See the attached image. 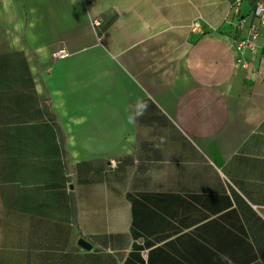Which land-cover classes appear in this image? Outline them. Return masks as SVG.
<instances>
[{"label": "crops", "instance_id": "0c3cea01", "mask_svg": "<svg viewBox=\"0 0 264 264\" xmlns=\"http://www.w3.org/2000/svg\"><path fill=\"white\" fill-rule=\"evenodd\" d=\"M232 2L0 0V264H264V27L239 66Z\"/></svg>", "mask_w": 264, "mask_h": 264}, {"label": "built area", "instance_id": "2783aa9c", "mask_svg": "<svg viewBox=\"0 0 264 264\" xmlns=\"http://www.w3.org/2000/svg\"><path fill=\"white\" fill-rule=\"evenodd\" d=\"M252 4L253 10L251 15H243L241 9L244 4ZM235 14L238 15V20L234 25L236 31H248V35L244 38L237 39L235 43V50L237 52V64L243 68L249 67V59L247 53L252 55L258 54L257 42L260 37V27H264V0H233L231 4ZM249 16L253 20L249 22ZM95 27L101 26L100 21L94 22ZM198 29V25H194ZM193 26V27H194ZM70 53L66 49H59L52 53V58L55 60H65L69 58ZM262 63L264 64V53L262 56ZM264 78V71L259 72Z\"/></svg>", "mask_w": 264, "mask_h": 264}, {"label": "water", "instance_id": "95a60500", "mask_svg": "<svg viewBox=\"0 0 264 264\" xmlns=\"http://www.w3.org/2000/svg\"><path fill=\"white\" fill-rule=\"evenodd\" d=\"M79 244H80L81 246L85 247L86 249H90V248H91V246H90L85 240H81V241L79 242Z\"/></svg>", "mask_w": 264, "mask_h": 264}]
</instances>
